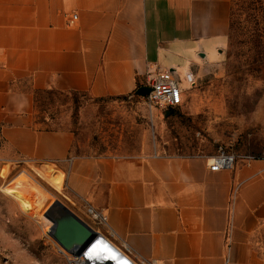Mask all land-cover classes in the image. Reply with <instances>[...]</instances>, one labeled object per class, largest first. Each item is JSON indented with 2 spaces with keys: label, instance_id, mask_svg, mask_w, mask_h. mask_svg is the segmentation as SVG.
Masks as SVG:
<instances>
[{
  "label": "crops",
  "instance_id": "1",
  "mask_svg": "<svg viewBox=\"0 0 264 264\" xmlns=\"http://www.w3.org/2000/svg\"><path fill=\"white\" fill-rule=\"evenodd\" d=\"M230 12L231 0H0V140L37 173L61 171L66 199L104 216L130 260L264 264V160L210 172L205 157L73 156L70 132L37 123L32 92L127 96L149 70L215 62Z\"/></svg>",
  "mask_w": 264,
  "mask_h": 264
},
{
  "label": "rangeland",
  "instance_id": "2",
  "mask_svg": "<svg viewBox=\"0 0 264 264\" xmlns=\"http://www.w3.org/2000/svg\"><path fill=\"white\" fill-rule=\"evenodd\" d=\"M241 2L233 8L243 30ZM247 42L245 31L237 30L215 62L193 58L197 66L192 69L181 65L173 76L185 92L172 115L149 108L133 94L102 99L68 94L47 107L46 123L71 133L72 154L80 158L207 157L219 147L235 153L237 161L247 155L264 158V63L253 62ZM187 71L193 74L190 85ZM66 195L61 171L44 163L37 173V166L21 162L0 140V264H121L115 255L125 261L85 205L78 210ZM54 200L99 232L108 249L99 243L78 258L61 249L48 233L53 223L45 216Z\"/></svg>",
  "mask_w": 264,
  "mask_h": 264
},
{
  "label": "built area",
  "instance_id": "3",
  "mask_svg": "<svg viewBox=\"0 0 264 264\" xmlns=\"http://www.w3.org/2000/svg\"><path fill=\"white\" fill-rule=\"evenodd\" d=\"M74 20H76V16L72 17V21ZM174 73L170 70H161L159 68L147 71L144 85L150 88V92L144 101L149 108H158L164 112L177 108L182 104L185 90L180 88L178 81L173 76ZM186 78L190 85L193 74L187 73ZM237 159L238 156L235 153L222 147H219L215 154L205 157L206 165L210 172L229 171L233 169L237 163ZM241 160L249 162L253 160H264V158L247 155L241 157ZM84 207L85 211L93 219L98 221L105 220L104 216L99 215V213L93 211L89 206L85 205ZM125 261L126 264H158L156 261L130 260L128 258Z\"/></svg>",
  "mask_w": 264,
  "mask_h": 264
},
{
  "label": "trees",
  "instance_id": "4",
  "mask_svg": "<svg viewBox=\"0 0 264 264\" xmlns=\"http://www.w3.org/2000/svg\"><path fill=\"white\" fill-rule=\"evenodd\" d=\"M235 1L236 0H231L228 39L230 35L232 33H235L237 30L240 32L244 30L248 39L247 45H249V49L253 51L254 54L253 62L256 63L258 61L259 63L262 62L264 63V0H242L241 2L242 5L239 7V10H241L245 14L244 22L247 24V26L244 27L243 30L241 29L239 22L234 19L233 7L236 6ZM140 86L142 85L138 83L137 88ZM32 94H33L34 107L36 109L39 108L38 113L41 115L37 121V123L41 126V129L46 132L65 131V129L51 128L46 123L47 119L46 117H44V114L46 113L47 107L52 106L53 103L59 101L60 98L64 97V99H66L67 98L66 96L68 94L73 95L79 93H62L55 90H40V91H33ZM130 95L120 96V97H129ZM177 108L166 110L164 111V113L165 115L166 113H168V115H172Z\"/></svg>",
  "mask_w": 264,
  "mask_h": 264
},
{
  "label": "water",
  "instance_id": "5",
  "mask_svg": "<svg viewBox=\"0 0 264 264\" xmlns=\"http://www.w3.org/2000/svg\"><path fill=\"white\" fill-rule=\"evenodd\" d=\"M198 58L205 59V55L200 53ZM149 92L150 88L142 85L133 92V95L145 99ZM165 116L167 117L168 113ZM45 216L53 223L48 231L49 235L61 249L73 257L78 258L83 255L96 239L101 238L99 232L87 225L58 200H54L53 204L48 207Z\"/></svg>",
  "mask_w": 264,
  "mask_h": 264
},
{
  "label": "bare ground",
  "instance_id": "6",
  "mask_svg": "<svg viewBox=\"0 0 264 264\" xmlns=\"http://www.w3.org/2000/svg\"><path fill=\"white\" fill-rule=\"evenodd\" d=\"M21 175H23L25 178H27L29 181H31L32 183H34V180L29 177L25 172H20ZM91 217V216H90ZM92 218V217H91ZM93 220V218H92ZM94 221V220H93ZM98 242H100L101 244L105 245V247H108L109 245L104 241L102 240L101 238L100 239H96L92 244H91V248L89 247V250L87 252H85L84 254L87 255L89 251L93 250L96 248L97 244H99ZM94 248V249H93ZM95 251V250H94ZM97 252V250H96ZM103 253V252H102ZM96 254V253H95ZM105 253H103L104 255ZM108 256V255H107ZM111 258V257H110ZM114 258H116V260H118L121 264H126V262L124 261V259L121 257V256H118L116 255ZM113 260V258H111ZM110 262V261H109ZM112 262V261H111ZM115 262V261H114ZM107 264V263H106ZM112 264V263H111ZM116 264V263H114Z\"/></svg>",
  "mask_w": 264,
  "mask_h": 264
}]
</instances>
